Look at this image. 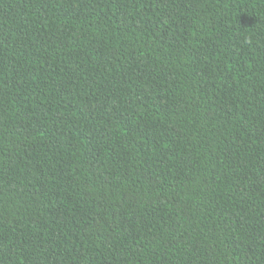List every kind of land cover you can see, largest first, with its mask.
<instances>
[{
  "label": "trees",
  "instance_id": "obj_1",
  "mask_svg": "<svg viewBox=\"0 0 264 264\" xmlns=\"http://www.w3.org/2000/svg\"><path fill=\"white\" fill-rule=\"evenodd\" d=\"M0 264H264V0H0Z\"/></svg>",
  "mask_w": 264,
  "mask_h": 264
}]
</instances>
